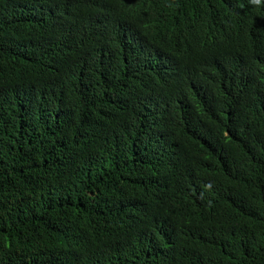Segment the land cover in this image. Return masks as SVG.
<instances>
[{
    "label": "trees",
    "instance_id": "1",
    "mask_svg": "<svg viewBox=\"0 0 264 264\" xmlns=\"http://www.w3.org/2000/svg\"><path fill=\"white\" fill-rule=\"evenodd\" d=\"M0 264H264V3L0 0Z\"/></svg>",
    "mask_w": 264,
    "mask_h": 264
},
{
    "label": "clouds",
    "instance_id": "2",
    "mask_svg": "<svg viewBox=\"0 0 264 264\" xmlns=\"http://www.w3.org/2000/svg\"><path fill=\"white\" fill-rule=\"evenodd\" d=\"M250 3L259 6L264 3V0H250Z\"/></svg>",
    "mask_w": 264,
    "mask_h": 264
}]
</instances>
